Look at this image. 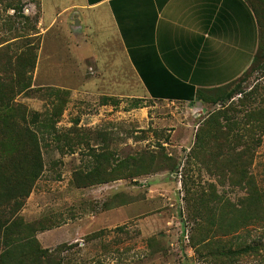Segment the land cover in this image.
Listing matches in <instances>:
<instances>
[{"label":"rangeland","instance_id":"1","mask_svg":"<svg viewBox=\"0 0 264 264\" xmlns=\"http://www.w3.org/2000/svg\"><path fill=\"white\" fill-rule=\"evenodd\" d=\"M71 1L0 0V49L36 46L29 87L11 104L24 107L28 119L38 114L31 127L44 168L18 215L39 229L40 248L58 264H264L263 216L234 222L248 192L245 182L232 181L233 155H191L202 142L204 150L214 147L217 122L228 139L247 132L242 123L228 130L217 113L232 114L231 102L146 98L116 42L84 38L82 28L67 26L72 12L50 24ZM252 2L263 29L250 9V65L264 45V0ZM234 10L238 29L247 24L248 6ZM247 71L244 89L264 93V48ZM257 133L262 143L251 172L264 189V128ZM226 146L224 153L234 150ZM78 174L106 180L79 187Z\"/></svg>","mask_w":264,"mask_h":264},{"label":"crops","instance_id":"2","mask_svg":"<svg viewBox=\"0 0 264 264\" xmlns=\"http://www.w3.org/2000/svg\"><path fill=\"white\" fill-rule=\"evenodd\" d=\"M241 3L245 9L244 0H72L50 24L72 12L67 26L84 38L118 44L146 98L188 103L197 89L228 84L250 66L251 11L246 3L247 24L236 29Z\"/></svg>","mask_w":264,"mask_h":264},{"label":"trees","instance_id":"3","mask_svg":"<svg viewBox=\"0 0 264 264\" xmlns=\"http://www.w3.org/2000/svg\"><path fill=\"white\" fill-rule=\"evenodd\" d=\"M244 1L249 5L262 30V15H259L252 0ZM263 48L264 45L260 41L253 63L235 79L236 81L219 87L197 89L194 96L195 100L215 105L220 103L222 107L231 102L229 104L232 105V114H225L222 109L217 111L218 114L224 115L225 128L233 131L242 123L247 130L246 133L236 132L228 139L229 133H223L222 125L217 122L218 131L212 134L217 141L211 138L215 142L214 147L204 150L206 143L202 142L191 150L192 156L202 155L203 159V154L213 160L220 154L222 158L224 155H233L232 160L227 161L229 165L232 164V181L236 180L237 184L245 182L248 192L245 201L240 202V208L235 209L234 222H245L248 217L260 214L264 220V189L260 188L256 176L251 172L255 150L262 143L263 134L257 132L264 128V99L258 102L257 98L264 93H259L258 87L247 91L243 86L248 79L247 70L255 68L263 57ZM8 49L9 47L5 48V51L4 48L0 49V264H58L54 262L51 250L40 248L34 234L39 229L25 223L18 215L20 207L44 168L40 141L31 127L37 121L38 114L33 112L28 119L24 107L11 104L15 92L29 87L27 78H30L34 68L36 46L21 48L19 52L14 53H9ZM258 67L259 70L261 65ZM238 106L245 108L238 110ZM16 111L21 116L20 120L15 117ZM226 144L231 150L234 149L231 153L223 152L227 149ZM241 144H244V148L237 150ZM79 177H82L78 182L79 187L106 180L102 178L86 181L88 177Z\"/></svg>","mask_w":264,"mask_h":264}]
</instances>
